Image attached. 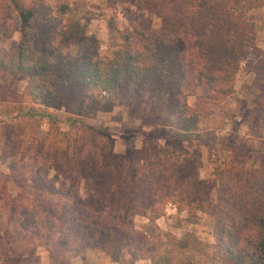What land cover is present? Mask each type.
I'll return each mask as SVG.
<instances>
[{"label":"trees","instance_id":"obj_1","mask_svg":"<svg viewBox=\"0 0 264 264\" xmlns=\"http://www.w3.org/2000/svg\"><path fill=\"white\" fill-rule=\"evenodd\" d=\"M10 1L17 3L1 0L5 5L0 9L7 12ZM123 1L145 7L159 18V27L145 26L135 33L111 23V46L115 48L111 55L85 51L68 56L64 54L67 38L45 25L35 33L38 46H31L32 37L30 45L22 42L12 54L0 52V69L28 76L27 93L50 106L72 100L81 107H97L105 94L122 96L137 108L159 115L170 126L179 140L165 147L175 146L174 152L171 156L166 153L143 159L137 152L128 155L87 149L73 157L66 151L45 153L42 143L38 149L42 153L40 161L38 157L32 165L12 163L9 167L15 174L13 178L23 170L32 176L27 177L28 183L18 182L27 195L0 192V253L4 237L15 239L18 245L32 239L40 243L47 229L60 232L61 248L79 254L87 249L121 247L135 258L151 259L152 264H180L170 252H157L158 247L147 242L141 232H134L128 222L102 213L116 207L157 219L165 214L168 201L176 198L177 208L182 209L194 194L199 184V154H191L182 142L201 136L213 103L235 93L237 76L249 57L254 58L251 72L255 79L264 83V51L256 43L255 23L249 17V12L264 7V0ZM35 3H17V8L23 26L35 25L37 30V14L45 18L48 8L45 6L41 12ZM60 8L65 12L68 6ZM9 33L0 25V37ZM199 86H206L210 93L190 105L186 96ZM261 89L253 112L241 123L249 126L250 135L263 138L264 86ZM252 117L257 126L250 125ZM2 130L0 139L6 140L3 149H15V125L4 124ZM178 152L185 156L178 158ZM71 163L89 186L86 197L75 188L76 177L74 181L60 177L59 172ZM58 183L62 188L57 187ZM234 184H220L218 203L208 204L216 218V243L211 244L218 252L216 259L220 264H264V167L250 171L242 167ZM32 189L36 198L29 197ZM53 194L61 198L67 195L70 201L57 203ZM41 216L46 217L45 222ZM180 244L185 248L189 243Z\"/></svg>","mask_w":264,"mask_h":264},{"label":"rangeland","instance_id":"obj_2","mask_svg":"<svg viewBox=\"0 0 264 264\" xmlns=\"http://www.w3.org/2000/svg\"><path fill=\"white\" fill-rule=\"evenodd\" d=\"M33 1L41 12L45 6L48 8L45 18L38 12L37 30L35 25L32 28L23 26L17 8V3L24 6ZM16 2L10 1L9 5L6 4L7 12L0 9V25L10 31L8 36L0 37V52L12 54L22 42L27 41L30 45L29 40L32 37L31 46H38L35 33L40 32L39 28L42 29V26L51 25L56 33L67 38L64 43L68 47L64 49V54L76 56L90 51L99 56H108L115 50L111 46V23L122 30L135 33L143 30L145 26L158 28L160 25L159 18L149 13L145 7L123 0ZM0 5L5 3L0 0ZM62 5L68 6L65 12L61 11ZM258 9L249 12L253 21L257 18L255 11ZM258 36L256 31L257 45ZM253 60V57H249L243 63L236 79L235 93L216 104L213 103L210 120L202 126L201 136H192L191 140L182 142L191 154L194 151L199 154V184L194 194L187 198L184 207L178 209V202L173 197V201L171 199L167 202L165 214L157 219L134 215L116 207H109L102 213L107 218L128 222L134 232H141L147 242L158 247L157 252H170L180 264H220L216 259L218 252L211 245L216 243V218L208 204L218 203L220 184L237 185L234 181L242 167L247 171L264 167V137L250 135L249 126L241 123L243 117H250L264 86L251 72ZM29 84L28 76L0 69V136L4 124H14L18 135L16 151L13 148L4 150L6 140L0 139V192L18 197L27 195L24 190L19 189L18 182L28 183L27 177L32 176L31 173L23 170L13 178L14 172L9 167L12 163L19 166L26 163L32 165L33 159H37L40 154L42 156V153H38L42 143L45 153L66 151L73 157L87 149L128 155L137 152L143 155V159L174 152L175 146L170 147V150L165 147L166 143L179 140L170 126L159 115L137 108L122 96L105 94L101 96L102 103L97 107L93 104L91 107H81L72 100L50 106L27 93ZM209 93L206 86H199L189 90L186 100L190 105H195L198 99L207 97ZM32 113L39 115L34 116ZM249 121L252 126L258 124L255 117ZM263 130L264 127L261 128L262 132ZM49 148L53 150L50 152ZM176 156L183 158L185 155L178 152ZM63 161L67 162L68 159ZM59 174L64 180L70 177L74 181L76 177L75 188L82 197L87 196L89 186L84 180L81 181L73 163ZM57 187L62 188L59 183ZM32 190L29 197L36 198L33 193L36 191ZM53 197L57 203L62 199L69 200L67 195L61 198L53 194ZM41 219L45 222L46 217L41 216ZM42 233L40 243L32 239L18 245L15 239L4 237L0 264H152L151 259L135 258L127 248L121 247L112 250L87 249L82 254L64 250L59 244V231L44 229ZM182 241L188 242V246L181 247ZM126 243L130 244L128 241ZM25 244H28L27 247H24Z\"/></svg>","mask_w":264,"mask_h":264},{"label":"crops","instance_id":"obj_3","mask_svg":"<svg viewBox=\"0 0 264 264\" xmlns=\"http://www.w3.org/2000/svg\"><path fill=\"white\" fill-rule=\"evenodd\" d=\"M257 18L255 21L256 31L258 33V45L264 49V7L255 11Z\"/></svg>","mask_w":264,"mask_h":264}]
</instances>
